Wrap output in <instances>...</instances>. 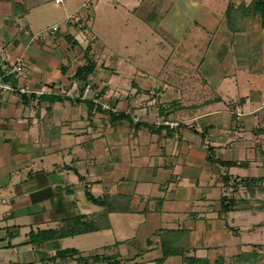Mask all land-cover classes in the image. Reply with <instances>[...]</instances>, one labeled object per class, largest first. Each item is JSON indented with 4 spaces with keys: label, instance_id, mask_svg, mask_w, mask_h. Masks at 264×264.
Listing matches in <instances>:
<instances>
[{
    "label": "crops",
    "instance_id": "1",
    "mask_svg": "<svg viewBox=\"0 0 264 264\" xmlns=\"http://www.w3.org/2000/svg\"><path fill=\"white\" fill-rule=\"evenodd\" d=\"M0 47L28 74L0 95V264H264V209L221 206L264 177L253 0H0Z\"/></svg>",
    "mask_w": 264,
    "mask_h": 264
},
{
    "label": "rangeland",
    "instance_id": "2",
    "mask_svg": "<svg viewBox=\"0 0 264 264\" xmlns=\"http://www.w3.org/2000/svg\"><path fill=\"white\" fill-rule=\"evenodd\" d=\"M149 27V26H148ZM140 37H143V38H145V39H143V42L141 43L142 45H144L145 47H142V48H140V49H138V50H141V51H143V53H144V57L145 58H149V57H151V58H155V59H161V55L159 56V57H157L158 55H159V52H162L163 51V49H161L160 48V46L158 45V44H156V42L154 41V38L152 37V35H150L149 37H147V36H145V34L144 33H141L140 34ZM150 37H152V38H150ZM118 40V39H117ZM116 39H112L110 42L111 43H113L114 45H115V48H117L118 50H120V49H122V50H125L126 48L124 47L123 48V45H122V43H120V42H118V41H120V40H118L117 41ZM92 41V40H91ZM124 42V41H123ZM90 43V42H89ZM138 44L139 43H137V46H136V48H138ZM156 44V45H155ZM156 56V57H155ZM147 68V67H146ZM106 105V104H105ZM106 106H109V105H106ZM261 182V181H260ZM260 182H255V184H253V185H255V186H257L258 188H259V195H255V197H254V199H253V201L252 200H248V199H246V198H243V195L242 194H239V193H237V192H241L240 191V189H238V187L240 188V186H238L237 187V185L240 183L238 180H237V182H236V184L234 183L233 184V186H234V190H231V192L233 193L231 196H229V198H233L236 202H237V204L234 206V208L236 207V208H241V209H244V208H247V206L245 205L246 203H243L244 201L246 202V201H248V202H250V203H247L248 205H251L252 206V204H251V202H254L255 204H257V206L259 207V208H262V209H264V181H262L261 183V185H259V183ZM236 185V186H235ZM239 197H241V198H239ZM246 199V200H245ZM222 203V202H221ZM254 204V205H255ZM222 206V205H221ZM260 223H264V216H261V219H260ZM134 241H136V240H134ZM142 245V243H140V246ZM107 260V262L106 261H104V263L105 264H109V263H111V264H115L114 262H112V260H110V259H106ZM124 262H127V261H124ZM124 264H127V263H124Z\"/></svg>",
    "mask_w": 264,
    "mask_h": 264
},
{
    "label": "trees",
    "instance_id": "3",
    "mask_svg": "<svg viewBox=\"0 0 264 264\" xmlns=\"http://www.w3.org/2000/svg\"><path fill=\"white\" fill-rule=\"evenodd\" d=\"M253 6L262 15V20H263V25H264V0H253ZM90 49H91V47L89 46V48L87 49L88 50V53H87V64L85 66L81 67V69L79 70L80 71L79 75L83 76V77L91 74L94 71L95 67H96L95 60L89 55V50ZM123 115H125V114H123ZM221 164L222 165H226V164L227 165H232L233 163L223 161V162H221ZM256 181L257 182H260V181L262 182V181H264V177L251 178V179H249V178L242 179V182H246V186L247 187H253V192H254V187H255V185H253V184H255ZM90 198L92 199L93 202H96V203L100 202L97 198H94L92 196ZM235 203L237 204V202L233 198L224 197L222 199V211H229V210L234 209V206L236 205ZM87 226L88 227H86L87 229H85V231H92V230H96V229L99 228V227H97L95 225H94V227H90L89 225H87ZM83 231H81V229H79V231H74V232H76L74 234H77L78 232L81 233ZM163 250H164V257L159 260L160 263L163 262V260L165 258H167L171 254H173L170 249H166L165 247H163ZM113 262L115 264H121V262H119V261H113ZM109 264H111V263H109Z\"/></svg>",
    "mask_w": 264,
    "mask_h": 264
},
{
    "label": "built area",
    "instance_id": "4",
    "mask_svg": "<svg viewBox=\"0 0 264 264\" xmlns=\"http://www.w3.org/2000/svg\"><path fill=\"white\" fill-rule=\"evenodd\" d=\"M56 1L60 3L63 0H56ZM70 21H72V18L68 19V22H70ZM54 29H57V27H55ZM4 52H5L4 48L0 47V58L3 57ZM10 76L23 77V78H26L28 76L27 71L25 69V66H24L21 58H17L15 63H13L11 65V67L7 69V71L2 72L0 70V95L7 93L11 90H14L12 85L6 81L7 78ZM87 87H88V89H90L91 85H88ZM17 90L19 93H22V94L35 92L32 89H30V87H28V86H19V87H17ZM104 107L109 108V106H106V105H104ZM235 112L237 114L241 115L242 109L240 107H238V108H236Z\"/></svg>",
    "mask_w": 264,
    "mask_h": 264
}]
</instances>
